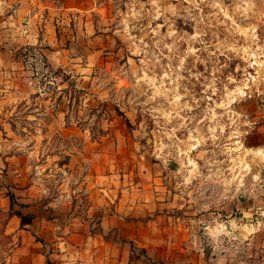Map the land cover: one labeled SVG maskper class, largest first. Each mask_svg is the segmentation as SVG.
I'll use <instances>...</instances> for the list:
<instances>
[{
  "label": "rangeland",
  "instance_id": "rangeland-1",
  "mask_svg": "<svg viewBox=\"0 0 264 264\" xmlns=\"http://www.w3.org/2000/svg\"><path fill=\"white\" fill-rule=\"evenodd\" d=\"M1 1L36 11L72 61L59 68L52 101L64 99L65 125L55 135L49 98L22 80L28 95L0 124V170L27 176L56 208L84 205L110 175L124 195L154 193L163 207L131 221L161 218L166 243L116 239L137 260L264 264V0ZM10 209L0 212V264L18 244L4 233Z\"/></svg>",
  "mask_w": 264,
  "mask_h": 264
},
{
  "label": "crops",
  "instance_id": "crops-1",
  "mask_svg": "<svg viewBox=\"0 0 264 264\" xmlns=\"http://www.w3.org/2000/svg\"><path fill=\"white\" fill-rule=\"evenodd\" d=\"M46 30H42L38 23L36 11L30 13V8L21 5L13 7L9 1L3 3L0 0V124L7 122L4 119L9 114H3L7 111V104L16 97L21 99L28 95L22 81L21 65L16 60V52L20 48L27 44H39L44 47L54 67H71L69 62L72 60L66 54V49L55 43L51 32ZM52 46H57L56 50H51ZM88 72L78 69L75 74L82 81L87 78ZM61 94L59 91L41 104L58 115L59 102L52 99ZM63 101L60 100L58 105L63 116L52 114L48 134L55 135L58 128L65 125ZM36 120L39 121V118L36 117ZM65 129L63 133L66 135L72 132L67 131L69 128ZM40 131L36 128L37 134L41 135ZM8 132L10 134L12 131ZM2 134L0 130V138ZM58 134L61 135L60 132ZM94 154L97 160L100 155L97 151ZM103 171V168L97 169L98 174ZM114 177L110 175L104 184L98 179L92 182L91 190L87 189L89 196L84 205L64 202L56 208L54 206L57 205L42 201L40 193L30 186L27 176L22 173L18 175L10 169L7 172L0 170V212L8 211L12 206V192L18 203L27 206L16 204V210L24 216L34 217L31 224L25 227H22V220L17 216L8 220L4 233L18 244L12 248L7 264H152L137 260L128 244L119 243L116 239L135 241L147 249L158 245V242L166 243L158 238L165 231L154 227L163 222L161 218L154 223L151 220L131 221L150 217L154 210L163 206L158 203L155 194L147 189H142L137 199L132 198L130 188L124 189L128 191L124 195L121 188L125 183L120 180V185L115 184Z\"/></svg>",
  "mask_w": 264,
  "mask_h": 264
},
{
  "label": "built area",
  "instance_id": "built-area-1",
  "mask_svg": "<svg viewBox=\"0 0 264 264\" xmlns=\"http://www.w3.org/2000/svg\"><path fill=\"white\" fill-rule=\"evenodd\" d=\"M16 60L21 65L24 83L32 94L51 98L62 90L64 73L51 64L43 46L24 45L16 52Z\"/></svg>",
  "mask_w": 264,
  "mask_h": 264
},
{
  "label": "trees",
  "instance_id": "trees-1",
  "mask_svg": "<svg viewBox=\"0 0 264 264\" xmlns=\"http://www.w3.org/2000/svg\"><path fill=\"white\" fill-rule=\"evenodd\" d=\"M11 198H12L13 202H15V199H16L15 196H14V195H11ZM13 216H17V217H19L20 219H22V220L25 221V222L22 224V227H25V226H27L28 224H31L32 219L34 218V217L31 216V215H29V216H24V215L21 214L20 212L14 211L13 204H12V207H11L9 213H8V218H7V219L12 218ZM5 224H6V222H5ZM142 253H143V256L148 257V253H147L145 250H143Z\"/></svg>",
  "mask_w": 264,
  "mask_h": 264
}]
</instances>
